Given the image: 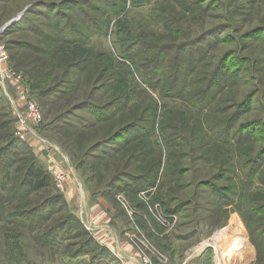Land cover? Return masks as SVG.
I'll list each match as a JSON object with an SVG mask.
<instances>
[{
	"label": "rangeland",
	"instance_id": "374dc122",
	"mask_svg": "<svg viewBox=\"0 0 264 264\" xmlns=\"http://www.w3.org/2000/svg\"><path fill=\"white\" fill-rule=\"evenodd\" d=\"M0 42V147L22 144L1 185L20 157L50 174L61 158L18 136L29 100L75 173L0 188V264H85L92 202L153 264H214L200 246L221 234L231 264H264V0H0Z\"/></svg>",
	"mask_w": 264,
	"mask_h": 264
},
{
	"label": "built area",
	"instance_id": "2783aa9c",
	"mask_svg": "<svg viewBox=\"0 0 264 264\" xmlns=\"http://www.w3.org/2000/svg\"><path fill=\"white\" fill-rule=\"evenodd\" d=\"M7 59H8V55L6 52V48L0 42V85L1 86L5 85L4 82L6 78L13 77L11 71L7 67ZM25 105H26L25 111L23 113L21 112L17 113L18 136L21 139H27L33 137L38 143H40L43 146L44 149L50 150L51 148H54L56 152H58L61 155V158L59 159L49 154L54 161V164L50 167V171L58 187L61 188L64 184L75 181L74 180L75 173L73 172V168L70 166L68 158L65 156V154L60 150V148L57 145L50 143L48 140L39 136V134L36 132L37 127H39L42 121V113L37 103L29 100L26 102ZM64 163L66 164V166L63 165ZM67 166H69V168H66ZM80 220L88 229V226L82 217L80 218ZM219 238L220 240L215 242V244H211V247L214 249V253H215L214 264H227V260L224 259L223 253H221L218 246H216L221 242V237ZM230 261L231 259H228L229 263ZM140 264H153V263L151 262L148 256L140 255Z\"/></svg>",
	"mask_w": 264,
	"mask_h": 264
},
{
	"label": "trees",
	"instance_id": "16d2710c",
	"mask_svg": "<svg viewBox=\"0 0 264 264\" xmlns=\"http://www.w3.org/2000/svg\"><path fill=\"white\" fill-rule=\"evenodd\" d=\"M148 62V61H147ZM158 64L156 63L155 67L158 68L157 66ZM148 66H150V63L148 62ZM145 65L141 68L144 69ZM163 68V66H160ZM187 68L186 67H180V71L179 73L181 75H184V72ZM144 77V76H143ZM144 79H146L147 81H150V79L148 80L147 78L144 77ZM22 145L21 141L14 138V140H11V142L2 145L0 147V188L4 189L6 191H14L15 194H17L19 192L20 189L22 188H27L28 191L31 192H37L40 191L42 189H48L51 188L53 186V178L50 174L49 171H46L44 168H42L39 163L37 162V160L32 157L31 155L29 157H20V161H21V169H20V176H19V180H18V188L16 187V184L14 185L13 188H9L6 189L5 186H2L1 184L7 181V172L6 169H8L9 164V157L10 154L13 155V153L11 152V149H13L14 147H16L18 149V147ZM24 153V155L26 154V152H22ZM16 154V153H15ZM14 154V155H15ZM20 154V153H19ZM17 183V181L15 182ZM4 185V184H3ZM54 195V194H53ZM50 196L48 199H46V201H50L49 204H51V206H55V205H63L65 204V200H64V196L62 193H58L57 195L55 194L54 196ZM41 208L37 207L35 208V210L33 209V211H39ZM71 219H78V223L81 226L80 222L82 223V221L80 220V218H77L76 215H71L70 216ZM64 223V222H63ZM59 224V227H63L64 224ZM84 225V224H83ZM82 227V226H81ZM83 234L85 235H89V233L83 228ZM89 243L90 246L91 245H95L97 246V243L95 241V239L90 236L89 238ZM90 246L86 248V250H81V253H87L88 249H90Z\"/></svg>",
	"mask_w": 264,
	"mask_h": 264
},
{
	"label": "crops",
	"instance_id": "0c3cea01",
	"mask_svg": "<svg viewBox=\"0 0 264 264\" xmlns=\"http://www.w3.org/2000/svg\"><path fill=\"white\" fill-rule=\"evenodd\" d=\"M78 194L81 203L84 199L85 203L82 204H87V201L90 200L88 194L85 192L79 193V191ZM89 209L91 213H88L92 215L94 221L98 225L101 224L97 227L94 226L93 221L91 222V225L96 228L92 236L97 243L96 247L100 248V250L95 249L97 252L93 258H88L89 253H87L85 264H140L139 251L125 237H121L118 231L116 232L114 228L107 225L108 221H110V216L101 208V205L92 202V204H89ZM81 211L80 218L82 217L84 220V211Z\"/></svg>",
	"mask_w": 264,
	"mask_h": 264
},
{
	"label": "bare ground",
	"instance_id": "6f19581e",
	"mask_svg": "<svg viewBox=\"0 0 264 264\" xmlns=\"http://www.w3.org/2000/svg\"><path fill=\"white\" fill-rule=\"evenodd\" d=\"M224 235L225 234H221L220 236H221V238H222V240H221V246H222V241H223V239H224ZM219 240H220V238H219ZM217 241H218V239H217ZM217 241H215V242H217ZM214 242V243H215ZM223 243H226V242H223ZM238 245V244H237ZM208 246H211V243H204V244H202L201 246H200V249H204V248H206V247H208ZM220 246V247H221ZM229 246H230V244H229ZM233 247V246H232ZM236 247V246H235ZM227 248V247H226ZM224 249V247H222L221 249H220V252L221 253H223V257H224V259H226V260H228L229 258H228V256H230L229 255V252H232V250L229 248V249H227V250H223ZM233 249V248H232ZM226 252V253H225ZM229 264H231V263H229Z\"/></svg>",
	"mask_w": 264,
	"mask_h": 264
}]
</instances>
